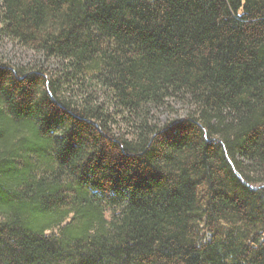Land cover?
<instances>
[{
    "label": "trees",
    "instance_id": "1",
    "mask_svg": "<svg viewBox=\"0 0 264 264\" xmlns=\"http://www.w3.org/2000/svg\"><path fill=\"white\" fill-rule=\"evenodd\" d=\"M0 22L42 58L0 57V264H264V0H0Z\"/></svg>",
    "mask_w": 264,
    "mask_h": 264
},
{
    "label": "rangeland",
    "instance_id": "2",
    "mask_svg": "<svg viewBox=\"0 0 264 264\" xmlns=\"http://www.w3.org/2000/svg\"><path fill=\"white\" fill-rule=\"evenodd\" d=\"M1 26V22H0ZM0 57L11 62L12 64H40L42 58L38 53L19 45L17 42L4 37L0 34ZM48 67H54L53 63H47ZM189 110V106L181 100L172 99L165 107L155 110L154 118L164 123L170 119H176L185 116ZM107 219H111L113 210L107 208Z\"/></svg>",
    "mask_w": 264,
    "mask_h": 264
}]
</instances>
